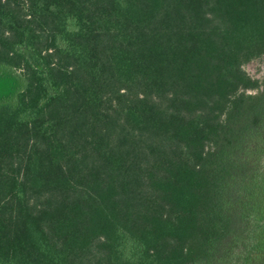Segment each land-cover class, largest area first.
I'll use <instances>...</instances> for the list:
<instances>
[{"label":"trees","instance_id":"1","mask_svg":"<svg viewBox=\"0 0 264 264\" xmlns=\"http://www.w3.org/2000/svg\"><path fill=\"white\" fill-rule=\"evenodd\" d=\"M258 57L264 0H0V264H264Z\"/></svg>","mask_w":264,"mask_h":264},{"label":"rangeland","instance_id":"2","mask_svg":"<svg viewBox=\"0 0 264 264\" xmlns=\"http://www.w3.org/2000/svg\"><path fill=\"white\" fill-rule=\"evenodd\" d=\"M244 69L253 78L258 79L259 81L264 80V58L263 57H258V58H255L247 62L246 64H244Z\"/></svg>","mask_w":264,"mask_h":264}]
</instances>
